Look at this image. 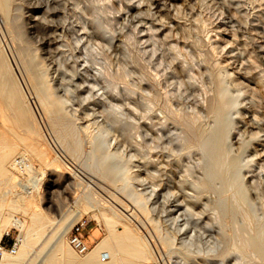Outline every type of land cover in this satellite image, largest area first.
<instances>
[{"label":"rangeland","instance_id":"rangeland-1","mask_svg":"<svg viewBox=\"0 0 264 264\" xmlns=\"http://www.w3.org/2000/svg\"><path fill=\"white\" fill-rule=\"evenodd\" d=\"M3 18L0 11V44L42 135L7 131L0 122V153L7 144L14 145L12 160L26 152L25 162L33 165L41 186L30 190L32 181L22 179L30 190L23 193L22 177L12 170L14 181L0 176V205L17 197L29 211L40 204L55 221L62 212L66 217L45 230L42 244L39 240L20 264H43L48 244L63 234L75 255L86 256L108 235L104 217L113 209L122 216L118 230L127 224L146 236L160 264H264L251 248L233 253L239 233L252 229L244 212L254 211L255 223L264 224V0H13L11 30ZM33 47L45 65L41 70L40 61H32L43 72L35 70L38 83L49 79L85 128L82 158L57 138L38 102L23 61L33 58ZM221 98L226 105L218 118L214 108ZM185 120L202 131V146L194 145ZM92 138L98 159L108 154L103 166L118 182L89 165ZM219 139L229 157L224 179L210 166L209 147ZM210 173L212 179L204 178ZM127 174L131 182L124 189ZM89 192L101 201L85 212L78 200ZM136 193L144 197L147 214L134 201ZM238 194L247 205L238 202ZM19 217L31 222L15 212L14 219ZM76 223L84 225L81 235L89 250L83 254L70 244ZM23 232L10 226L1 238L9 233V241L18 238L20 247ZM57 263L66 264L63 257Z\"/></svg>","mask_w":264,"mask_h":264},{"label":"bare ground","instance_id":"bare-ground-1","mask_svg":"<svg viewBox=\"0 0 264 264\" xmlns=\"http://www.w3.org/2000/svg\"><path fill=\"white\" fill-rule=\"evenodd\" d=\"M12 5H13V0H0V11L4 15L5 19L4 18L3 19H4V21L6 20V23L8 24L10 30L12 27V25L10 27V24H11L10 23L11 22L10 17H11ZM13 29H15V28H13ZM14 33H16V31ZM14 35H16V34H14ZM40 48L42 50L43 47L41 46ZM32 49L35 50V53L33 54L32 59L23 57V52L21 53V56L23 57L24 65H25V68L27 69L30 81L32 82V85L34 87L38 102H39L43 112L47 116V119H48L47 121H49V123L53 127V130L56 133L57 138L61 141V143L65 146V148L69 152H71L73 155H75L77 157L82 158V155L84 154V151H85V150H83L84 149L83 148V145H84L83 132L85 131V128H82L81 126H79V124L77 123V117L72 115L70 113V111L67 109L66 101L63 100L60 96H58V94L56 93V88H55L54 84H52V82L49 79L44 78V82L41 85L38 83L39 73L37 74V72H35V70L40 71V69L36 68L34 66L35 65L34 63H33L34 65H32V61L33 60L40 61V63L42 64L41 70H42V68H44L43 66H45V65H43L44 63L41 61V54L39 53V48L34 49V47H33ZM32 49H31V51H32ZM40 72H42V71H40ZM25 91H24V89H23L14 69H13L12 64L10 63L9 59L7 58L3 47L0 44V122L5 126L7 131L16 132L15 131L16 129H20L21 133L25 134L27 137H30L32 134H37V135L41 136L42 130L40 128V125L38 124L36 114H35L34 109L32 108V106L30 104L29 98L27 97V95H26L27 93H25ZM221 99H220L221 100L220 102L218 101L219 104L214 108V113L218 118H222L223 113H224V109H225V105H226L225 100H223V98H221ZM156 102H157V100H156ZM166 109H168V108H166ZM180 113H182V112L180 111ZM175 114H176V112H175ZM178 115H179V113H178ZM178 117H180V115ZM168 118H171V117H168ZM194 118H195L194 120H196L197 116H194ZM180 119H182V118H180ZM199 119H200V117H199ZM194 120H187V121L185 120L186 132L188 133L189 136H191L193 138L194 145H196V146L201 145L202 146V144L204 143V140H205L204 135H203L202 131L198 130V128L195 127L196 122ZM218 121L220 123V119ZM178 122H179V119H178ZM222 122H223L224 126H227L224 124V121H222ZM181 124H183V123L181 122ZM217 128H218V126H217ZM226 129L228 130V128H226ZM223 130H224V128H223ZM227 130H226V132H227ZM179 135H181V133ZM182 136H184V135H182ZM226 137L227 136H225V138ZM94 139L92 138V141H91L92 146L90 149L91 152L88 155L89 156L88 160L90 161L89 165L93 168V170L98 175H100L103 178L114 183L117 180H115V178H114L115 176L113 175L112 171L107 170L103 166L104 160L108 157V154H106V155H104L98 159V157H97L98 147H97ZM213 140H214V138H213ZM224 145L226 146V143ZM29 148H30V146H29ZM209 148H210V153L212 154L211 157L213 158L212 165H210V166H213L212 169H213L214 173L217 174L218 178H221V179L226 178L228 174L224 171V169L227 167L225 165H227L226 162L229 160V157L227 158L228 160H226L227 156H225L224 146H223L221 139H219L214 144H210ZM1 150L2 151L0 153V176L3 179H8V180L12 179L13 180L14 178H16V176H14V174L12 172V170H14L16 173H18L17 176L22 177L19 180V182L18 181L17 182L20 186H22V189L20 187L19 188L24 191L23 193H30L31 188L37 189V190L41 188L40 183L36 177L37 176L36 170L34 169L33 165H31L30 163L27 164L25 162L26 163L25 170L27 171L26 174L28 173L29 176L27 175L28 177H26V178L22 176V174H24V173L22 171H20L18 169V167L16 166V164H15L16 159L12 160V154L14 152V145L13 144L5 145L3 147V149H1ZM185 150L187 151V150H189V148L185 149ZM25 153L22 152V154L19 157L24 161L27 158ZM35 155H36V153H35ZM38 155L41 157L42 152L39 153ZM37 160H39V159H37ZM206 161H207V158H206ZM209 161H210V159H209ZM232 161H235V159H233ZM234 164H236V161ZM234 164H233V167L236 166V165L234 166ZM106 167H108V166L106 165ZM205 168H206V166H205ZM205 170H207V169H205ZM234 170H236V172H237V169H234ZM223 171L227 175H224ZM41 173H43V172L41 171ZM205 173H206V171H205ZM229 173L232 174V171L230 172V170H229ZM207 174L208 173H206L205 175H207ZM209 177H210V179H212L211 173L207 177H204V178L208 179ZM234 178H236V177H234ZM234 178H232V179H234ZM22 179L27 180V182L32 181L31 186H29V185L27 186L26 183L21 182ZM130 182H131V176L127 174L122 179V186L124 187V189L130 184ZM213 182H214V180H213ZM234 182H237V180L236 181L234 180ZM228 183H230V181H228L227 184ZM78 184H80V183L78 182ZM25 186H27L30 190L26 189ZM209 186H212V185H209ZM227 189H229V188L227 187ZM241 189L242 188H240V190ZM236 193H241V192H236ZM19 196H20V194H19ZM232 197H233V195L231 196V198ZM43 199H45V198H43ZM39 200H40V198H39ZM234 200H235V198H234ZM100 201L101 200L95 198L92 195V193H90V192L87 193L86 195H84L83 197L79 198V200H78L79 203L83 204V208L85 209V212H88L92 207L95 208L94 204L97 203L99 205ZM134 201L136 202L137 205L141 206L142 209L144 210V212H146V214H147L148 210H147L145 203H144V197L141 194L136 193L134 196ZM244 201H245L244 195H241V196L239 195L238 202H244ZM8 202L9 203L0 205V239H1V234H3L1 232L10 226L19 227L22 231H24L23 232L24 235H23V239H22V241H23L22 245L19 247L17 253L15 255H10V254L4 255L2 257V262L0 264H20L22 262V260L24 259V257L26 255H28L27 253L34 247V245L36 243H38L39 240L41 241L42 239H44L43 238L44 236L46 237V235H43V237L40 239L41 235L44 234L45 230H49L48 227L50 225H53V224L55 225V223L56 224L62 223L66 219V217H65V214L63 212H62L63 214L61 213V215H60V212H61L60 206L59 207L57 206V209H56V213L58 215H60V217L58 220L56 219V221H55V218H57V217L49 216V214H47L43 210V208L41 207L40 204L35 205L34 209L32 211H29L28 207H25V205L23 206L22 202H20L19 198H17V197L10 198V201H8ZM246 202L247 201H245L244 203L246 204ZM221 205L223 207V205H225V204H221ZM222 207H221V209H222ZM68 208H70V207H68ZM249 208L252 210L250 205H249ZM219 210H220V206H219ZM223 210H224V208H223ZM225 210H227V209H225ZM4 212H6L7 215ZM15 212H21L24 216H30L31 222L29 224H27L25 221L21 220L20 217H19V219H14V213ZM231 213H232V211H231ZM244 213H246L245 217H246L247 221L249 222V224L251 225L252 229H251V231H249L247 233V235L244 233H239V239H238L239 242L237 245L233 244L235 246V248H233L234 249L233 253L235 252V250L238 253L239 252L243 253L247 248H251L253 251H255L259 255V257L262 259V261L264 263V224H256L255 223L254 220L257 218L253 217L255 215L251 216V214H253L254 211H253V213L251 212V214H249L248 212H244ZM68 214H69V211H68ZM78 214H79V216L82 215L81 213H78ZM218 214H220V213H218ZM235 214H236V212H235ZM129 216L132 217V214L127 215V217H129ZM104 218L106 219L107 225L109 227V233L103 240H101L99 242V244L90 253H88L84 257L81 256L82 258L75 255L73 253V251H71V248H68V245L66 246L65 241H64V234L60 238H58L56 241H54V238L56 239L57 235L54 234L55 237L52 240L55 243L52 244V242L50 241L52 245L48 244V246L50 248H49L48 252L46 253L44 260H42L43 264H56V260L57 259L59 260L62 257L64 258L66 264H160V262L158 263V260H159L158 259L159 258L158 252L152 248L150 240L146 236L136 233L127 224H124L122 229L118 230L117 224L119 223V221L122 218L121 214L119 213V210L113 209L112 214L111 215L105 214ZM124 219H126V218H124ZM28 220H29V218H28ZM68 220H69V218H68ZM233 221H234V219H233ZM236 224H234L233 229L236 228V226H237ZM245 225L248 226V224H245ZM51 227L52 226H50L49 228H51ZM240 227H241V225H240ZM62 229L63 228H61L59 231L61 232ZM66 232H67V230H66ZM66 232L63 231V233H66ZM236 233H237V230H236ZM46 234H47V232H46ZM162 241L167 246L171 245L169 240L164 236L162 237ZM50 242H48V243H50ZM231 243H234V242H231ZM41 244H42V241H41ZM47 249L48 248L46 247V250ZM43 252L45 254L46 251H43ZM104 252H107L110 255V258H109L110 260L107 262H105V260L103 259ZM228 252H230V251L228 250ZM233 253H231V254H233ZM39 257H41V256H39ZM255 258H257V257H255ZM249 261H251V260H249Z\"/></svg>","mask_w":264,"mask_h":264},{"label":"built area","instance_id":"built-area-1","mask_svg":"<svg viewBox=\"0 0 264 264\" xmlns=\"http://www.w3.org/2000/svg\"><path fill=\"white\" fill-rule=\"evenodd\" d=\"M15 164L20 171H25L26 163L24 160L18 157L16 158ZM83 227V224L76 223L73 226V233L70 237V244L81 254L86 253L89 250L81 235ZM8 237L9 233L5 238L0 239V258H2L6 254L15 255L19 249L20 240L16 238L12 239V241L10 242Z\"/></svg>","mask_w":264,"mask_h":264}]
</instances>
